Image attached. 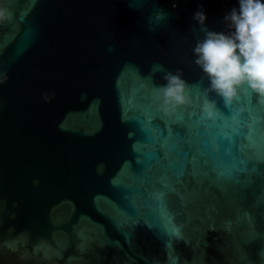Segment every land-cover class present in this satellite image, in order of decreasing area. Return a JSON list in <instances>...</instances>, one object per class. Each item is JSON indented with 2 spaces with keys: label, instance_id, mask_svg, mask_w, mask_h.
<instances>
[{
  "label": "water",
  "instance_id": "obj_1",
  "mask_svg": "<svg viewBox=\"0 0 264 264\" xmlns=\"http://www.w3.org/2000/svg\"><path fill=\"white\" fill-rule=\"evenodd\" d=\"M233 7L0 0V264H264V104L208 119L194 63V14L227 32Z\"/></svg>",
  "mask_w": 264,
  "mask_h": 264
},
{
  "label": "clouds",
  "instance_id": "obj_2",
  "mask_svg": "<svg viewBox=\"0 0 264 264\" xmlns=\"http://www.w3.org/2000/svg\"><path fill=\"white\" fill-rule=\"evenodd\" d=\"M159 14L165 16L161 11ZM7 15L8 10L0 8V21ZM194 19L204 33L193 48L194 63L209 82L201 111L208 119H215L218 108L213 94L225 108H230L241 92L251 93L257 103L264 104V0H239V8L233 7L224 17L227 32L209 31L203 11H197ZM157 70L163 71V67L157 66ZM163 79L165 83L156 93L165 114L192 102L181 72H166Z\"/></svg>",
  "mask_w": 264,
  "mask_h": 264
}]
</instances>
